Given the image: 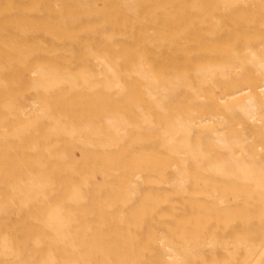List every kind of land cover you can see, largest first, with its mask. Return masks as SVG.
Returning a JSON list of instances; mask_svg holds the SVG:
<instances>
[{"label": "bare ground", "instance_id": "1", "mask_svg": "<svg viewBox=\"0 0 264 264\" xmlns=\"http://www.w3.org/2000/svg\"><path fill=\"white\" fill-rule=\"evenodd\" d=\"M0 264H264V0H0Z\"/></svg>", "mask_w": 264, "mask_h": 264}, {"label": "rangeland", "instance_id": "2", "mask_svg": "<svg viewBox=\"0 0 264 264\" xmlns=\"http://www.w3.org/2000/svg\"><path fill=\"white\" fill-rule=\"evenodd\" d=\"M76 155H77V156H80V153L77 151V152H76Z\"/></svg>", "mask_w": 264, "mask_h": 264}]
</instances>
